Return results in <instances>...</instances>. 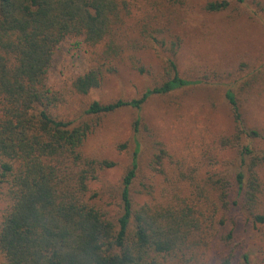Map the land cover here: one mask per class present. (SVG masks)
<instances>
[{
    "label": "trees",
    "instance_id": "16d2710c",
    "mask_svg": "<svg viewBox=\"0 0 264 264\" xmlns=\"http://www.w3.org/2000/svg\"><path fill=\"white\" fill-rule=\"evenodd\" d=\"M228 6L211 0L205 8ZM127 7L125 0H0V264H203L206 250L212 253L206 264H254L246 241L264 225V126L249 121L233 89L226 91L233 126L208 148L213 168L182 162L154 138L143 171L138 131L147 125L138 115L122 216L115 222L86 199L89 182L115 162L84 151L94 117L78 122L52 115L58 96L49 71L58 46L83 37L104 47L73 87L83 95L99 88L104 66L129 49L121 39ZM180 40L172 42L174 55ZM164 77L139 98L94 101L87 113L140 110L153 95L202 82L181 76L175 57ZM139 175L138 192L147 200L134 208Z\"/></svg>",
    "mask_w": 264,
    "mask_h": 264
},
{
    "label": "rangeland",
    "instance_id": "374dc122",
    "mask_svg": "<svg viewBox=\"0 0 264 264\" xmlns=\"http://www.w3.org/2000/svg\"><path fill=\"white\" fill-rule=\"evenodd\" d=\"M125 1L126 37L121 39L129 49L125 58L104 66L99 88L83 95L73 87L78 75L97 64L104 47L91 46L79 36L58 46L48 76V84L58 96L52 115L78 122L94 117L96 125L85 141L84 151L96 159L115 162V166L99 171L98 178L89 182L86 194L92 205L115 222L123 214V178L131 167L133 122L138 115L147 125L138 131L143 143V171L148 170L154 138L165 141L182 162L207 165L208 148L220 133L233 126L226 99L228 89H233L244 103L249 121L264 126V0H228L229 6L220 11L205 8L211 0ZM179 38L174 55L172 42ZM170 57H175L181 76L202 82L153 95L140 110L124 107L100 117L87 113L94 101L139 98L147 88L162 83ZM140 175L132 190L134 208L147 200L144 191L138 192ZM4 207L0 193V221ZM254 232V238L246 241L247 249L254 264H264V225L258 223ZM211 255V250L204 251L203 264Z\"/></svg>",
    "mask_w": 264,
    "mask_h": 264
}]
</instances>
